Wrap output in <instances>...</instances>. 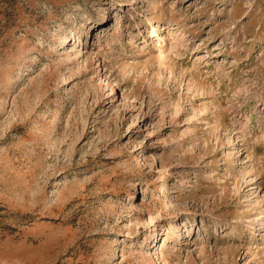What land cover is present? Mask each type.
<instances>
[{"label":"rangeland","instance_id":"obj_1","mask_svg":"<svg viewBox=\"0 0 264 264\" xmlns=\"http://www.w3.org/2000/svg\"><path fill=\"white\" fill-rule=\"evenodd\" d=\"M0 264H264V0H0Z\"/></svg>","mask_w":264,"mask_h":264},{"label":"bare ground","instance_id":"obj_2","mask_svg":"<svg viewBox=\"0 0 264 264\" xmlns=\"http://www.w3.org/2000/svg\"><path fill=\"white\" fill-rule=\"evenodd\" d=\"M102 34V33H101ZM98 38V37H97Z\"/></svg>","mask_w":264,"mask_h":264}]
</instances>
